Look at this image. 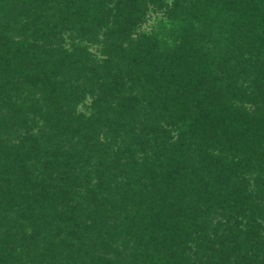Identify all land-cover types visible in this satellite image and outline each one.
Returning <instances> with one entry per match:
<instances>
[{"label": "trees", "instance_id": "16d2710c", "mask_svg": "<svg viewBox=\"0 0 264 264\" xmlns=\"http://www.w3.org/2000/svg\"><path fill=\"white\" fill-rule=\"evenodd\" d=\"M1 92L0 264H264V0H0Z\"/></svg>", "mask_w": 264, "mask_h": 264}, {"label": "rangeland", "instance_id": "374dc122", "mask_svg": "<svg viewBox=\"0 0 264 264\" xmlns=\"http://www.w3.org/2000/svg\"><path fill=\"white\" fill-rule=\"evenodd\" d=\"M152 8L153 7L149 5L148 11L146 13V17L143 19L142 24L137 28V32H149L152 28L155 27L156 23L161 20L162 13H160V12H154V11H152L153 10ZM64 37H66V36H64ZM89 51L92 53V55H95L97 57H100L98 48L96 46H94L93 44H90ZM244 58H246V56ZM8 91H9V93L13 94L12 93V89H11V91H10V89ZM3 95H6V94H4V93L1 92L0 93V99H1V97H3ZM10 96H12V95H10ZM15 97L16 96H13L12 98H15ZM86 103L89 104L90 103V99L87 98L86 99ZM77 110L79 112L84 113V114L87 113L85 107H82L81 105L78 106ZM35 124H37V125H36V129L34 131L37 130V126H39V127L42 126V123L41 122H38V120H36ZM62 140H63V137L61 138V140H59V142L62 143ZM60 146L62 147L63 145L62 144L61 145L59 144L56 149L51 148L50 150L52 152H60L59 151V147ZM36 164L37 165L34 166V169H35V173L38 174V172H40V170L42 168V165L44 166V161L42 159H40V162L39 163H36ZM93 174H94V172H93ZM104 206L108 207L107 204H104ZM127 221H128V219H127ZM190 229H191V227H190ZM131 236H132L133 239H136V237H134V235H131ZM118 243H119V241H117V244ZM130 244H131V242L128 245L129 248H130ZM140 258L142 259L143 263H145V264H155V262L153 261V259H154V253L151 250L150 251L145 250V251L141 252Z\"/></svg>", "mask_w": 264, "mask_h": 264}]
</instances>
